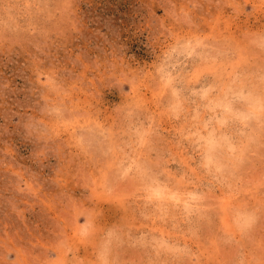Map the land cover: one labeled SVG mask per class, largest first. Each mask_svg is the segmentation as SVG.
<instances>
[{
	"label": "rangeland",
	"instance_id": "1",
	"mask_svg": "<svg viewBox=\"0 0 264 264\" xmlns=\"http://www.w3.org/2000/svg\"><path fill=\"white\" fill-rule=\"evenodd\" d=\"M14 2L0 264H264V0Z\"/></svg>",
	"mask_w": 264,
	"mask_h": 264
},
{
	"label": "clouds",
	"instance_id": "2",
	"mask_svg": "<svg viewBox=\"0 0 264 264\" xmlns=\"http://www.w3.org/2000/svg\"><path fill=\"white\" fill-rule=\"evenodd\" d=\"M15 9H16V3L14 2V0H0V13H2V16H0V30H4L10 26L15 25L16 23L14 16ZM165 14L166 15L168 14L167 10L165 11ZM177 15H181V12L178 11ZM172 43L174 45L175 41H173ZM253 47L259 50H264V43L258 42L257 44L253 45ZM135 83H136V78L129 77L127 79L116 80L114 86H116L123 95H128V93L123 91V85L129 84L130 86H133ZM260 96L264 97V94H261ZM133 111H134V106H128L125 109L124 114L126 116L129 115L132 116ZM60 113H61V109L59 107L53 108L51 110L52 115H59ZM97 123L100 122L97 121ZM95 134H99L100 136H103L101 134V130L97 129L94 124L89 123L85 127H83L81 129V132L76 136L77 150L80 151L82 154L90 155L93 151V148L95 147V145L91 141V137ZM87 212L88 211H85V213ZM93 236H95L97 242L96 250L94 254V264H114L111 254L110 242L107 237V232H104L102 236L100 233L93 232L90 234L88 238L91 239ZM67 247L68 246L66 245L65 248ZM46 264H60L58 256L48 257L46 259ZM63 264H66L65 258Z\"/></svg>",
	"mask_w": 264,
	"mask_h": 264
}]
</instances>
